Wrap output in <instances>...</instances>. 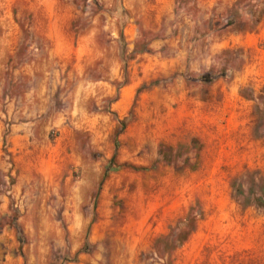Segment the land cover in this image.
Listing matches in <instances>:
<instances>
[{
  "label": "rangeland",
  "instance_id": "374dc122",
  "mask_svg": "<svg viewBox=\"0 0 264 264\" xmlns=\"http://www.w3.org/2000/svg\"><path fill=\"white\" fill-rule=\"evenodd\" d=\"M259 61L264 0H0V264H264Z\"/></svg>",
  "mask_w": 264,
  "mask_h": 264
},
{
  "label": "crops",
  "instance_id": "0c3cea01",
  "mask_svg": "<svg viewBox=\"0 0 264 264\" xmlns=\"http://www.w3.org/2000/svg\"><path fill=\"white\" fill-rule=\"evenodd\" d=\"M241 44L246 45L248 43L241 42ZM240 73L236 72L235 78L230 83H225L223 79L214 83L215 86L222 85V101L225 109L228 106L236 109L242 101H251L250 99L252 97L246 98L243 96L241 91L244 87H250L255 96L264 89V77H262V74L264 75V63L262 61L256 62L255 64H246ZM32 127L33 123L30 122L13 124L11 127V138L13 143L17 144L18 142L28 141L30 139ZM261 249L264 251V247Z\"/></svg>",
  "mask_w": 264,
  "mask_h": 264
},
{
  "label": "trees",
  "instance_id": "16d2710c",
  "mask_svg": "<svg viewBox=\"0 0 264 264\" xmlns=\"http://www.w3.org/2000/svg\"><path fill=\"white\" fill-rule=\"evenodd\" d=\"M188 235H189V234H188V232H187L186 235H184L180 240H178V241H179L178 246L181 245L182 242L185 241V240L187 239Z\"/></svg>",
  "mask_w": 264,
  "mask_h": 264
}]
</instances>
